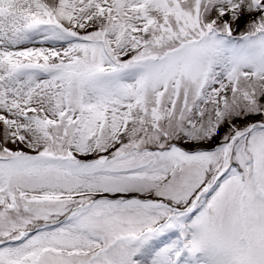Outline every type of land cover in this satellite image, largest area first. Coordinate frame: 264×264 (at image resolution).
Returning <instances> with one entry per match:
<instances>
[{
    "label": "snow or ice",
    "instance_id": "obj_1",
    "mask_svg": "<svg viewBox=\"0 0 264 264\" xmlns=\"http://www.w3.org/2000/svg\"><path fill=\"white\" fill-rule=\"evenodd\" d=\"M0 123V264H264V0H0Z\"/></svg>",
    "mask_w": 264,
    "mask_h": 264
},
{
    "label": "rangeland",
    "instance_id": "obj_2",
    "mask_svg": "<svg viewBox=\"0 0 264 264\" xmlns=\"http://www.w3.org/2000/svg\"><path fill=\"white\" fill-rule=\"evenodd\" d=\"M240 27H241V30H242L243 25H241ZM2 136H3V125H2V123H0V139H2ZM9 147L15 148V145L9 144ZM21 147H23V146H21ZM25 150L27 151V149H25Z\"/></svg>",
    "mask_w": 264,
    "mask_h": 264
}]
</instances>
